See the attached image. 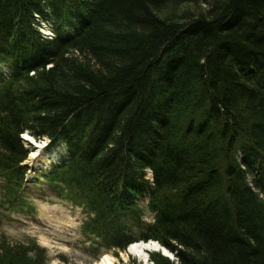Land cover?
I'll use <instances>...</instances> for the list:
<instances>
[{"label": "trees", "instance_id": "obj_1", "mask_svg": "<svg viewBox=\"0 0 264 264\" xmlns=\"http://www.w3.org/2000/svg\"><path fill=\"white\" fill-rule=\"evenodd\" d=\"M25 133L65 148L42 179L103 248L264 264V0H0V209L29 208ZM44 260L0 237V264Z\"/></svg>", "mask_w": 264, "mask_h": 264}, {"label": "rangeland", "instance_id": "obj_2", "mask_svg": "<svg viewBox=\"0 0 264 264\" xmlns=\"http://www.w3.org/2000/svg\"><path fill=\"white\" fill-rule=\"evenodd\" d=\"M205 8L203 4H187L175 7L172 12L178 18L184 12L195 15ZM168 12L171 11L166 10L163 15ZM49 30L46 23L39 27V31L43 33H48ZM50 35L47 34L48 37ZM2 73L5 78L9 70L3 68ZM61 150V147L57 149H43L42 147L35 157L31 155L36 151L35 147L32 151L30 150V155L28 154L23 162L28 168V173L25 177L26 186L22 193L30 209L24 208L16 211L10 208L0 209V237L11 244L34 242L45 250L44 264H96L104 255L116 258L117 261L114 264H144L133 255H128L123 259L121 253L125 251L108 250L103 248L98 240L83 235L81 224L87 218V214L81 207L60 200L56 192L44 183L42 173L49 171L51 163L55 164L61 160ZM148 176L150 178V171H148ZM36 177L40 178L39 181L35 179ZM138 203L145 211L143 220L152 221V214L146 209V196H140ZM150 264L154 263L150 260Z\"/></svg>", "mask_w": 264, "mask_h": 264}, {"label": "bare ground", "instance_id": "obj_3", "mask_svg": "<svg viewBox=\"0 0 264 264\" xmlns=\"http://www.w3.org/2000/svg\"><path fill=\"white\" fill-rule=\"evenodd\" d=\"M23 136L26 137L27 140L34 141L36 151L32 152L31 155L32 157H35L40 149H42L44 142H37L26 133ZM155 251H164L169 253L168 250L163 248L158 242L150 240L149 242H135L129 245L125 252L121 253V258L124 259L128 255H133L138 257L144 264H150L149 254ZM116 261L117 259L113 256L104 255L99 261L96 262V264H114Z\"/></svg>", "mask_w": 264, "mask_h": 264}, {"label": "water", "instance_id": "obj_4", "mask_svg": "<svg viewBox=\"0 0 264 264\" xmlns=\"http://www.w3.org/2000/svg\"><path fill=\"white\" fill-rule=\"evenodd\" d=\"M32 146H34L35 147V143H34V141H30V140H27ZM164 248V247H163ZM169 252V251H168ZM161 254L163 255V256H166L167 258H169L170 260H172L173 259V254L172 253H166V252H164V251H161Z\"/></svg>", "mask_w": 264, "mask_h": 264}, {"label": "built area", "instance_id": "obj_5", "mask_svg": "<svg viewBox=\"0 0 264 264\" xmlns=\"http://www.w3.org/2000/svg\"><path fill=\"white\" fill-rule=\"evenodd\" d=\"M50 33V32H49Z\"/></svg>", "mask_w": 264, "mask_h": 264}, {"label": "clouds", "instance_id": "obj_6", "mask_svg": "<svg viewBox=\"0 0 264 264\" xmlns=\"http://www.w3.org/2000/svg\"><path fill=\"white\" fill-rule=\"evenodd\" d=\"M151 173V172H150Z\"/></svg>", "mask_w": 264, "mask_h": 264}]
</instances>
